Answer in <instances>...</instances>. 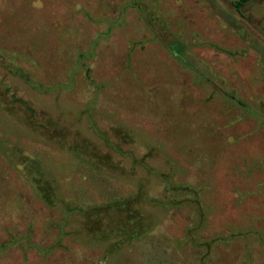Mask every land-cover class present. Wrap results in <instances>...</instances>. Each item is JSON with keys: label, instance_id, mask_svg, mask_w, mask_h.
Returning a JSON list of instances; mask_svg holds the SVG:
<instances>
[{"label": "rangeland", "instance_id": "obj_1", "mask_svg": "<svg viewBox=\"0 0 264 264\" xmlns=\"http://www.w3.org/2000/svg\"><path fill=\"white\" fill-rule=\"evenodd\" d=\"M130 1L0 0V264H90L84 218L65 207L139 192L159 221L148 243H183L190 234L187 248L173 253L182 264L200 263L196 257L218 237L205 264H264V121L222 96L235 91L264 113V0L241 12L231 0H139L152 21ZM178 39L212 82L162 42ZM83 106L96 108L115 143L114 131L133 133L122 149L142 164L134 167L77 123ZM54 126L59 132L50 136ZM79 138L126 170L93 181L57 142ZM38 167L49 171L43 179H55V203L44 202L31 181ZM163 174L205 195L213 186L217 205L202 223L195 206L157 201L175 195ZM60 226L68 232L63 244ZM249 228L260 236L242 235ZM138 247H130L133 256Z\"/></svg>", "mask_w": 264, "mask_h": 264}, {"label": "trees", "instance_id": "obj_2", "mask_svg": "<svg viewBox=\"0 0 264 264\" xmlns=\"http://www.w3.org/2000/svg\"><path fill=\"white\" fill-rule=\"evenodd\" d=\"M256 0H231L230 3L232 6L239 12L242 11V8L248 5L249 3ZM130 6H134L137 8L138 12L145 17L147 20L152 21L153 14L151 10H146L139 0H132L129 3ZM159 23V21H158ZM170 53L185 67L193 72H196L198 76L202 77V79L208 80L212 82L210 76H206L203 72L199 71L195 62H193L192 58L189 57L190 54L188 52L187 46L181 40H171V41H162ZM177 46V47H176ZM1 50V49H0ZM2 51V50H1ZM6 52V49H3ZM17 52L13 53L16 55ZM19 54V53H17ZM2 53H0V64H4L1 61H4L2 57ZM20 57V54L18 55ZM264 56V54H263ZM80 54L78 55L77 62L79 63ZM10 63L15 65V70H20L21 74H24L26 78L30 77L27 73H24V69L19 67V65L13 63L9 60ZM26 72V71H25ZM73 71L71 74H75ZM34 74V73H33ZM70 74V75H71ZM35 75V74H34ZM91 78V75L88 71L87 79ZM32 80V79H30ZM214 82V80H213ZM227 100L232 102L235 106L241 108L244 113L256 116L259 113L258 117L264 121V113L259 110L253 108L250 103L245 101L242 97L238 96L235 91H224L223 95ZM91 110L87 106L82 108V113L80 119H76V122H80L81 125L85 123L87 127H89V131L92 135H95L97 139H101L102 142L106 143L107 146L111 147L113 151L117 152V154H122L121 156L129 158L134 163V167L142 164V158L135 157L134 153L130 151H125L122 149L123 144L125 142L133 143L134 136L127 130L123 129L120 125L116 132V136L120 139V143H115L112 141L110 136L108 135V130L103 131L100 128L98 121L95 119V113L97 112L96 108L92 106ZM256 110V111H255ZM253 113H250V112ZM92 112H94V118L92 117ZM258 112V113H257ZM82 117H85V120H81ZM46 128L50 129L48 125H44ZM54 131V132H53ZM59 132V128H52V134L50 136L57 134ZM79 135V132L77 133ZM122 139V140H121ZM74 142H62L57 141L62 148L66 149L72 156L80 160L83 164H86V168L92 173L93 181L99 180L103 182L108 181L111 177V174L121 173L126 170L124 164L119 163L115 160H112L106 153H100L96 151L94 146L89 145L88 142H84L79 139H74ZM125 159V158H124ZM40 166V165H39ZM133 167V165H132ZM128 168H131L130 166ZM133 169V168H132ZM135 172V169H133ZM43 173L46 174V177L49 176V171L42 170V168L38 167L35 172H33L31 176V181L35 185L37 192L39 191L41 198L44 202L55 203L57 198V185H55V179H43ZM136 173V172H135ZM163 176L167 177L169 185V189L174 192V196L170 197L167 200L157 199L164 208H170L171 205L175 204L177 207H181L183 205H191L195 206L197 209V214H199V220L202 223V220H205L204 213L210 209V207H214L217 205V201L214 200V188L211 186V189L208 195L200 193L199 188L191 187L189 185H181L177 184L173 178H170L169 175L163 174ZM186 192V194H185ZM180 194H185V196H179ZM218 194V193H217ZM144 194L141 192L136 196H128V197H109L106 201L102 203H92L90 206L83 207L78 205H70L65 207L66 212L72 213L78 211L84 218L81 221L82 229L84 233L88 237V241L85 243V248L89 249L91 252L92 249V257H88L90 264H95L98 256L102 257L101 264H182L183 261L174 255L173 253L181 252V247L187 248L186 243L188 239L191 238L190 234H186V241L180 242V240H172L167 239L168 241L160 245L158 248L152 242L148 243L149 237L153 235L154 231L158 227V218L154 217L153 212H147L146 207L144 205V201L150 200L149 198L143 197ZM145 200H144V199ZM217 199L218 195H217ZM136 205V206H135ZM206 209V210H205ZM144 212L142 213V211ZM146 210V211H145ZM168 210V209H167ZM204 215V216H203ZM59 236L57 237V244H63V240L67 237L68 232L65 230L64 226H60ZM256 230L253 228L245 229L242 231V235H250L255 234ZM259 234H255L258 238ZM235 237L236 234L231 235V237ZM260 236V235H259ZM229 237L228 239H232ZM224 238L218 237L217 239H213L208 242L209 247L206 248V251L202 255H198L196 258H201V262L198 264H205L206 259H210L214 253H212L211 246H214L215 243L220 242ZM263 240V238H259V240ZM264 242V240L262 241ZM148 243V244H146ZM182 243V244H181ZM138 244V254L133 256L132 248ZM201 245L197 239V245ZM203 244V243H202ZM204 245V244H203ZM132 247V248H130ZM215 247V246H214ZM98 253V255H97ZM95 254V255H94ZM174 256H173V255ZM138 257L140 259H138ZM105 259V260H104ZM138 259V260H137Z\"/></svg>", "mask_w": 264, "mask_h": 264}, {"label": "crops", "instance_id": "obj_3", "mask_svg": "<svg viewBox=\"0 0 264 264\" xmlns=\"http://www.w3.org/2000/svg\"><path fill=\"white\" fill-rule=\"evenodd\" d=\"M31 24V23H30ZM32 25V24H31ZM0 49H4L3 46H0ZM59 72V71H58ZM38 75H41V74H38Z\"/></svg>", "mask_w": 264, "mask_h": 264}]
</instances>
